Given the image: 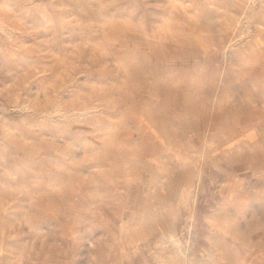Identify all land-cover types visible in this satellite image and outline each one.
Segmentation results:
<instances>
[{
    "label": "rangeland",
    "instance_id": "rangeland-1",
    "mask_svg": "<svg viewBox=\"0 0 264 264\" xmlns=\"http://www.w3.org/2000/svg\"><path fill=\"white\" fill-rule=\"evenodd\" d=\"M0 264H264V0H0Z\"/></svg>",
    "mask_w": 264,
    "mask_h": 264
}]
</instances>
